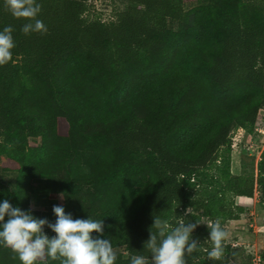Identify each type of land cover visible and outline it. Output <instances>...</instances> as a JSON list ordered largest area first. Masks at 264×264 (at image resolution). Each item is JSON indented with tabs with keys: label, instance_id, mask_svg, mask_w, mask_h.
<instances>
[{
	"label": "trees",
	"instance_id": "16d2710c",
	"mask_svg": "<svg viewBox=\"0 0 264 264\" xmlns=\"http://www.w3.org/2000/svg\"><path fill=\"white\" fill-rule=\"evenodd\" d=\"M36 2L46 30L25 35L34 21L0 0L15 43L0 65V169L13 176L0 201L41 218L30 197L42 180L66 213L103 219L115 264L150 262L154 217L198 222L186 264H232L226 240L208 256L207 225L226 232L237 196L264 206V147L231 170V134H252L264 108V0H126L111 19L88 17L90 0ZM0 264L21 262L0 245Z\"/></svg>",
	"mask_w": 264,
	"mask_h": 264
},
{
	"label": "clouds",
	"instance_id": "9594fccd",
	"mask_svg": "<svg viewBox=\"0 0 264 264\" xmlns=\"http://www.w3.org/2000/svg\"><path fill=\"white\" fill-rule=\"evenodd\" d=\"M6 4L14 17L34 21L23 26L25 35L46 30L43 22L37 19L41 9L36 0H6ZM12 32L11 26L0 30V65L12 59L11 50L15 47ZM53 212L56 220L51 223L46 218L34 216L31 209L14 207L7 199L0 201V245L9 247L21 264H37L46 255L53 260L61 259V264H115L117 255L111 242L101 238L103 219L74 218L62 205H54ZM198 224L177 221L176 226L171 227L169 220L154 217L149 238L143 246L151 254V264H186V254L198 249L192 238ZM46 225L55 233L51 238L44 231ZM207 227L211 241L208 256L219 259L227 233L219 220ZM93 232L97 234L95 237ZM150 262L149 257L143 255H132L129 260V264Z\"/></svg>",
	"mask_w": 264,
	"mask_h": 264
},
{
	"label": "rangeland",
	"instance_id": "374dc122",
	"mask_svg": "<svg viewBox=\"0 0 264 264\" xmlns=\"http://www.w3.org/2000/svg\"><path fill=\"white\" fill-rule=\"evenodd\" d=\"M126 0H90V9L88 17L99 15L103 19H111L119 10L125 9ZM259 124L252 134H246L242 129L238 128L231 134L232 137V152H231V170L234 173H239L241 170L240 162L243 154L250 156L254 160V164L260 157V153L264 147V108L258 112ZM3 157L0 156V165ZM246 161L252 162L250 159ZM12 173L3 172L0 169V181L9 185L12 184ZM33 185L38 191L31 194L30 205L34 210L40 212L41 218H46L49 222L54 223L56 216L53 212V206L57 205L56 201L50 199L44 192H42L43 181L34 180ZM254 211H257L253 207ZM243 215V214H242ZM241 216V215H240ZM255 216V215H254ZM253 216L244 215L242 218L232 220L226 224V241L236 244L232 247L231 261L232 264H245L249 259L247 255L248 250H254V238L251 232L255 227L253 223ZM246 219V222L244 221ZM252 222V226L249 224ZM203 224H209L206 220ZM258 225V224H257ZM45 233L51 238L54 232L47 225L44 227ZM245 231L244 233H241ZM248 231H250L248 233ZM246 246L247 248H245ZM254 248V249H253ZM151 264V263H150Z\"/></svg>",
	"mask_w": 264,
	"mask_h": 264
},
{
	"label": "crops",
	"instance_id": "0c3cea01",
	"mask_svg": "<svg viewBox=\"0 0 264 264\" xmlns=\"http://www.w3.org/2000/svg\"><path fill=\"white\" fill-rule=\"evenodd\" d=\"M236 203L242 207H244V212L241 214L239 218H242L245 214L249 216H253V223H255V227L251 232H253L251 235L254 238V247L257 251L264 250V206L258 199V194L255 193L253 197H247V196H237L235 198ZM253 207L257 209V211L253 210ZM255 215V216H254ZM238 218V219H239ZM245 218V222H246ZM236 220V219H235ZM258 224V225H257ZM252 226V222L249 224ZM245 231H242L241 233H244ZM250 231H248L249 233ZM236 247V246H235ZM247 248L246 246H244ZM254 249V248H253Z\"/></svg>",
	"mask_w": 264,
	"mask_h": 264
},
{
	"label": "built area",
	"instance_id": "2783aa9c",
	"mask_svg": "<svg viewBox=\"0 0 264 264\" xmlns=\"http://www.w3.org/2000/svg\"><path fill=\"white\" fill-rule=\"evenodd\" d=\"M232 247H235L236 244L232 243L231 244ZM249 255V259L248 261H246L245 264H264V260L262 258V255L259 251H257L256 249L254 250H248L247 252Z\"/></svg>",
	"mask_w": 264,
	"mask_h": 264
}]
</instances>
